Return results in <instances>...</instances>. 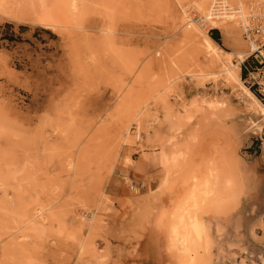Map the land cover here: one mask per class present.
<instances>
[{
    "label": "rangeland",
    "instance_id": "rangeland-1",
    "mask_svg": "<svg viewBox=\"0 0 264 264\" xmlns=\"http://www.w3.org/2000/svg\"><path fill=\"white\" fill-rule=\"evenodd\" d=\"M56 1L0 2V264H178L172 211L213 156L231 186L202 215L206 264H264V118L225 72L260 101L235 0L207 23L201 0H76L70 20ZM189 21L219 32L216 68Z\"/></svg>",
    "mask_w": 264,
    "mask_h": 264
},
{
    "label": "bare ground",
    "instance_id": "bare-ground-1",
    "mask_svg": "<svg viewBox=\"0 0 264 264\" xmlns=\"http://www.w3.org/2000/svg\"><path fill=\"white\" fill-rule=\"evenodd\" d=\"M257 1L258 0H253V3L257 2ZM0 2H3V0H0ZM4 2H5V0H4ZM56 2H59V0ZM9 3H11V2H9ZM211 4H212L211 0L198 1L197 7H198V10L201 14V17H199V19H201V22H205V20L208 19L207 17L211 16L210 15L211 14V12H210ZM57 5L59 7L61 6L59 4H57ZM217 5L219 7L218 3H217ZM223 5L226 6V4H223ZM223 5H222V7H220L218 9L219 11L223 10ZM244 5H245V3L243 2V0H235V2H234V6H237V8H236V10L238 11L237 13L240 14L242 25H244L246 22V19L248 20V18H249L247 15V9H246V7H244ZM62 6H63V10L62 11L58 10L59 12L61 11L60 13L59 12L57 13V15L59 14L58 17L60 16L62 18L70 20L71 17L73 15H75L77 12L76 0H65L63 2ZM51 7H53V5ZM53 12H54V10H53ZM41 15H43V14H41ZM57 15L53 13L51 15H46L43 18L41 17L42 18L41 22H43V24L45 26L57 28L59 26L58 25L59 21L57 22V20H56L58 18ZM213 17H215V16H213ZM38 20H39V18H38ZM196 20H198V19H196ZM213 21H212V24L214 25V27H217L216 26L217 23L213 22ZM62 22H64V21H61L59 23L61 24ZM191 22H193V21H189V23L187 22L189 25L187 26V30L184 31V33L182 34V42H184L190 46V49H189L190 53L195 56L194 64H197L199 62L198 61L199 55H204L208 58L210 64L216 68V66H218V64L221 61L220 49L218 48L216 42L213 40V38L210 35H208L206 32L204 34L201 33L199 31V29L196 28L197 26L196 27L194 26L195 24L192 23L193 24V26H192ZM205 23H207V22H205ZM209 23H210V21H209ZM250 47H251L250 51H248L249 53L255 51L258 48V46L253 42L251 43ZM249 53H247V52H235V54L237 55V57L240 60L239 61L240 63L245 60L246 55L247 54L249 55ZM229 55H231V53H229ZM198 65L200 66V63ZM226 68L227 69L225 72H227L231 76L232 79H234L240 85H242L244 87V90L246 91V93H248L250 96H252V98H254L253 100L259 105V107L261 109L260 115L264 118V106L260 103L258 98H256V96L251 92V90H249L247 87H245L243 85V83L240 79V75H239V73L241 71L239 65H233V67L232 66H228V67L226 66ZM174 82H175V79H173V80L168 79L164 84L163 91H165L169 87H171ZM159 88H161V86L158 87L157 90ZM163 91H161V92H163ZM119 137H120V135H119ZM82 158H83V156L81 155L78 159L82 160ZM217 161H218V159L216 156H213L212 158H210L208 160L203 175L201 177L196 176L192 179L190 187L186 193L184 200H182L172 211L171 223L169 224L170 225L169 226L170 231H168V233L170 232L171 242H170L169 237L167 239H169V242L171 243L172 247L177 249V252L179 251L178 264H206L208 262L206 255L209 252L211 240H210L208 229L203 222L202 215H203L204 211H206V209H213L216 213L220 212V210L222 208V201H223L222 194L220 192V188L223 185V183H225V188L227 190L231 186L230 180L225 181V179H223V181H222L221 172H220V168L218 167ZM29 211L30 210H28V212ZM33 213H35V212L33 211ZM38 216H39V214L36 212V214L31 215L30 220H29L30 217L27 218L29 220V223L32 224L31 229L34 230V232L42 227V225L39 224L41 221L40 222L38 220L35 221L38 218ZM168 233H167V235H168ZM170 243H169V246H170Z\"/></svg>",
    "mask_w": 264,
    "mask_h": 264
},
{
    "label": "built area",
    "instance_id": "built-area-1",
    "mask_svg": "<svg viewBox=\"0 0 264 264\" xmlns=\"http://www.w3.org/2000/svg\"><path fill=\"white\" fill-rule=\"evenodd\" d=\"M219 7H222L224 0H218ZM248 20L242 26L244 37L249 43H255L258 48L249 53V57H254L259 66L249 69L248 81L255 86L259 99L264 103V0L250 3Z\"/></svg>",
    "mask_w": 264,
    "mask_h": 264
},
{
    "label": "trees",
    "instance_id": "trees-1",
    "mask_svg": "<svg viewBox=\"0 0 264 264\" xmlns=\"http://www.w3.org/2000/svg\"><path fill=\"white\" fill-rule=\"evenodd\" d=\"M216 34V35H214ZM212 37H213V40H216L217 42H220V36H219V32L218 31H213L212 32Z\"/></svg>",
    "mask_w": 264,
    "mask_h": 264
}]
</instances>
